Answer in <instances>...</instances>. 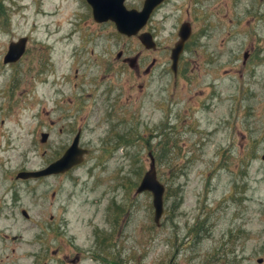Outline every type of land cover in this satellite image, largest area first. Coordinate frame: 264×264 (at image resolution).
I'll list each match as a JSON object with an SVG mask.
<instances>
[{"label":"rangeland","instance_id":"obj_1","mask_svg":"<svg viewBox=\"0 0 264 264\" xmlns=\"http://www.w3.org/2000/svg\"><path fill=\"white\" fill-rule=\"evenodd\" d=\"M0 3V191L13 186L34 217L17 218L6 264H61L59 246L78 264H264V0H170L164 28L147 29L154 50L95 22L85 0ZM193 10L203 21L174 79L178 21ZM20 37L24 55L3 64ZM78 130L80 165L15 180ZM149 153L165 186L158 226L151 194H135Z\"/></svg>","mask_w":264,"mask_h":264},{"label":"water","instance_id":"obj_2","mask_svg":"<svg viewBox=\"0 0 264 264\" xmlns=\"http://www.w3.org/2000/svg\"><path fill=\"white\" fill-rule=\"evenodd\" d=\"M163 0H145L140 11L127 10L124 6V0H86L92 10V17L95 22L102 23L111 21L114 23L116 31L127 37H132L146 24L152 10ZM190 28L188 23H184L179 30L178 42L175 43L171 50L170 70L174 76L177 75V66L180 55L184 50L186 41L190 38ZM138 39L146 49H155L156 45L150 33L144 32L138 35ZM28 38L20 37L17 41L10 42L7 52L3 58L4 64L16 63L24 55ZM119 57V55H118ZM244 60L247 53L243 55ZM129 67L135 66V58L128 60ZM80 132L75 135L71 145L58 160L50 163L45 168L36 171H22L16 175L17 179H35L51 175H59L68 172L73 167L79 165L83 161L87 150L79 147ZM41 143L46 142V136L41 134ZM150 165L149 169L143 174L135 194L148 192L152 196L153 206V222L158 226L163 215V197L165 186L158 180L154 158L149 153ZM261 260H258L260 263Z\"/></svg>","mask_w":264,"mask_h":264},{"label":"flooded vegetation","instance_id":"obj_3","mask_svg":"<svg viewBox=\"0 0 264 264\" xmlns=\"http://www.w3.org/2000/svg\"><path fill=\"white\" fill-rule=\"evenodd\" d=\"M127 2H128L127 0H124V5ZM169 2H170V0H164L152 10L146 25H144L142 31H140V32H148L147 29H149V27H152L156 31L164 28V24L167 22L168 18L171 15L170 13L166 12ZM202 2H207L206 6H209L210 0H202ZM143 3H144V0H140V5H138V6L128 7L125 5V7L127 9H131V10L132 9L133 10H141ZM197 3L198 2H195L194 4H197ZM198 14L199 13L197 12V10H193V12L187 13V15H186L187 19L185 21H182V20L178 21L180 24L176 30L177 38H178V32L180 30V27L184 23H188V25H189L191 36L188 39V41L186 42V44L191 42V40L194 37L195 28L199 25V23H201L203 21L202 20L203 17H200V15H198ZM156 16H157L156 24L151 25L152 19L153 18L155 19ZM198 29H200V27ZM119 55H120V57L122 56L121 53ZM126 61L127 60L125 59L123 62H126ZM108 117H107V119H108ZM42 134H44L46 136V145H47L48 144L47 142L51 139V135H50L51 133L47 129L46 132H43ZM65 150L66 149H64V147H62V150L58 154H60L62 156V154L65 152ZM88 153H89V150H88ZM55 176H61V175H55ZM49 177H52V176H49ZM42 179H45V178H42ZM15 180L23 181L21 179H16V178H15ZM38 180H41V179H38ZM20 199H21V195H19V192L17 190H15V188L13 186L8 187L2 193L0 191V258H1L0 260H3L4 264L10 263L12 261L10 259V257L16 255V251H17L16 244L18 241H21V239H22V236L18 235L17 229H15V226H16L15 222L17 221V218L20 217L21 219H24L27 222L31 221L34 218L24 208H22V207L18 208V205H20V203H21ZM34 207L36 209L37 218H40L41 222H43L44 218L46 217V208L42 207V206L41 207L40 206H34ZM50 220H52V216H50ZM44 231H45V229L43 228V232ZM58 239H60L59 236H58ZM29 244L31 246H33L34 242L30 241ZM61 251H63V249L61 248V246H59L56 253L58 255H61V261H60L61 264H78L79 263V257L78 256L70 257L69 254L68 255L64 254L62 256L63 253ZM27 253L30 255L36 254L34 251H30V250ZM12 262H14V261H12Z\"/></svg>","mask_w":264,"mask_h":264},{"label":"trees","instance_id":"obj_4","mask_svg":"<svg viewBox=\"0 0 264 264\" xmlns=\"http://www.w3.org/2000/svg\"><path fill=\"white\" fill-rule=\"evenodd\" d=\"M2 14H3V8H2V5L0 3V15H2Z\"/></svg>","mask_w":264,"mask_h":264}]
</instances>
